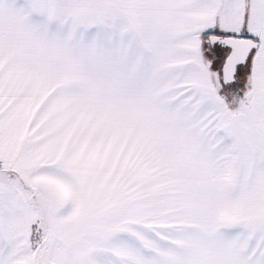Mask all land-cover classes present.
I'll use <instances>...</instances> for the list:
<instances>
[{"label": "snow or ice", "instance_id": "obj_1", "mask_svg": "<svg viewBox=\"0 0 264 264\" xmlns=\"http://www.w3.org/2000/svg\"><path fill=\"white\" fill-rule=\"evenodd\" d=\"M0 264H264V0H0Z\"/></svg>", "mask_w": 264, "mask_h": 264}]
</instances>
